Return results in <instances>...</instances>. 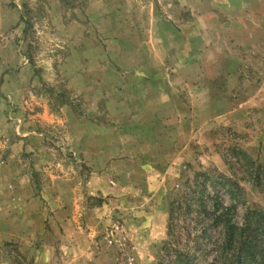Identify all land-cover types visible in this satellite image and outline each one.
Returning <instances> with one entry per match:
<instances>
[{
    "label": "rangeland",
    "instance_id": "1",
    "mask_svg": "<svg viewBox=\"0 0 264 264\" xmlns=\"http://www.w3.org/2000/svg\"><path fill=\"white\" fill-rule=\"evenodd\" d=\"M215 2L0 0V264L225 263L214 209L264 212V0ZM151 16L214 43L177 122L129 135L107 69Z\"/></svg>",
    "mask_w": 264,
    "mask_h": 264
},
{
    "label": "crops",
    "instance_id": "2",
    "mask_svg": "<svg viewBox=\"0 0 264 264\" xmlns=\"http://www.w3.org/2000/svg\"><path fill=\"white\" fill-rule=\"evenodd\" d=\"M175 1L180 8L181 0ZM191 1L186 0V3L191 5ZM193 1L197 2V0ZM205 1L211 2V4H216L215 1H224L221 10L219 9L222 15L243 14L239 11L229 12L230 7L227 5L230 3L228 4V2L234 6L239 5L235 4L234 0ZM189 5L186 6L189 8ZM146 7L136 9V11H128L129 9L124 8L116 9V14L140 13L144 12ZM187 10H190L191 14L197 15V9L195 12L191 7ZM200 14L202 13L200 12ZM216 27L218 28V26ZM201 30L205 33V38H203ZM214 30L216 29L210 25H205L203 29L199 30L196 24L194 26L191 24L177 25L151 16L147 17L143 24L127 26L126 35L119 33L116 36L120 48L119 55L117 54L111 59L107 71L112 78L118 81L121 80V76H125L130 82L126 85L123 82L115 84L119 91L112 93L115 98L110 99V103L115 105L117 111H125V106H130L132 116L129 114L127 118L132 123L127 126L132 130L128 131L129 135L141 132L151 133L164 126L166 123L162 125L160 116L165 112L171 114V122H177L176 114L178 115L181 107L184 106L180 99V88L185 85L190 91L197 89L194 87L195 82L202 80L197 59L199 44H201L200 49L208 48L210 44L213 45ZM188 32L194 33L191 38H187ZM122 96H126V100L122 99ZM208 99H210L208 106L211 107L214 102L211 98ZM196 107L191 106L189 109L192 111ZM97 126L103 128V124L100 122Z\"/></svg>",
    "mask_w": 264,
    "mask_h": 264
},
{
    "label": "trees",
    "instance_id": "3",
    "mask_svg": "<svg viewBox=\"0 0 264 264\" xmlns=\"http://www.w3.org/2000/svg\"><path fill=\"white\" fill-rule=\"evenodd\" d=\"M243 206L241 224L233 220V202L228 206L220 204L212 213L213 224L220 225L223 233L222 252L229 254L224 264H264V212L244 203ZM218 210L219 214H215Z\"/></svg>",
    "mask_w": 264,
    "mask_h": 264
}]
</instances>
